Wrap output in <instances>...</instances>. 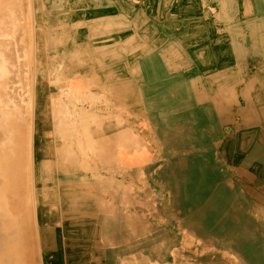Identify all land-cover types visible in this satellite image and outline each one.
<instances>
[{"label": "bare ground", "instance_id": "obj_1", "mask_svg": "<svg viewBox=\"0 0 264 264\" xmlns=\"http://www.w3.org/2000/svg\"><path fill=\"white\" fill-rule=\"evenodd\" d=\"M0 264H264V0H0Z\"/></svg>", "mask_w": 264, "mask_h": 264}]
</instances>
